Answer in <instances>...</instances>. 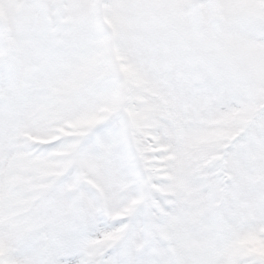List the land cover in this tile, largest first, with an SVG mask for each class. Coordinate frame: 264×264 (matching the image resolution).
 <instances>
[{
    "label": "snow or ice",
    "instance_id": "1",
    "mask_svg": "<svg viewBox=\"0 0 264 264\" xmlns=\"http://www.w3.org/2000/svg\"><path fill=\"white\" fill-rule=\"evenodd\" d=\"M0 264H264V0H0Z\"/></svg>",
    "mask_w": 264,
    "mask_h": 264
}]
</instances>
